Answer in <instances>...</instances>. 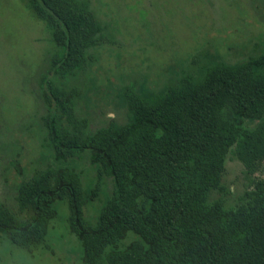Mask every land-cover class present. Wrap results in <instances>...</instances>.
Returning a JSON list of instances; mask_svg holds the SVG:
<instances>
[{
    "label": "trees",
    "instance_id": "1",
    "mask_svg": "<svg viewBox=\"0 0 264 264\" xmlns=\"http://www.w3.org/2000/svg\"><path fill=\"white\" fill-rule=\"evenodd\" d=\"M25 1L54 45L39 78L42 146L56 161L88 154L112 193L90 224L84 209L100 201L97 189L88 193L75 171L48 165L20 185L18 213L0 201V236L26 252L45 245L53 204L66 201L83 264H264V183H252L234 208L222 185L228 155L248 173L264 161V56L206 67L197 54L163 94L147 98L134 79L123 89L132 120L90 133L76 112L81 86L69 84L106 41L91 1ZM212 191L220 197L209 201ZM129 234L136 239L120 248Z\"/></svg>",
    "mask_w": 264,
    "mask_h": 264
},
{
    "label": "rangeland",
    "instance_id": "2",
    "mask_svg": "<svg viewBox=\"0 0 264 264\" xmlns=\"http://www.w3.org/2000/svg\"><path fill=\"white\" fill-rule=\"evenodd\" d=\"M90 1L106 41L92 53L94 62L69 84L81 86L76 112L88 119L90 133L132 120L123 89L134 79L147 98L163 94L168 80L187 71L197 54L206 67L264 56V0ZM53 50L44 23L25 0H0V201L18 213L16 196L22 182L48 165L68 168L79 174L86 192L97 189L100 201L84 209L86 220L94 224L111 197V179L86 153L56 161L42 146L45 108L39 78ZM204 72L200 67L196 78ZM259 181L264 183V161L248 173L228 155L222 175L225 206H237L243 192ZM219 197L212 191L209 201ZM53 208L56 216L45 245L26 252L0 236V264H83L81 245L68 227L67 202L58 201ZM135 239L129 234L119 247Z\"/></svg>",
    "mask_w": 264,
    "mask_h": 264
}]
</instances>
